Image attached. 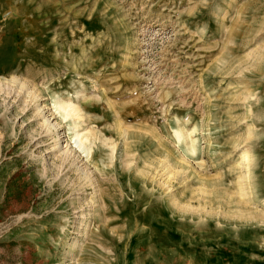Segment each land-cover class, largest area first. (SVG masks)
<instances>
[{"label": "rangeland", "instance_id": "374dc122", "mask_svg": "<svg viewBox=\"0 0 264 264\" xmlns=\"http://www.w3.org/2000/svg\"><path fill=\"white\" fill-rule=\"evenodd\" d=\"M0 264H264V0H0Z\"/></svg>", "mask_w": 264, "mask_h": 264}, {"label": "bare ground", "instance_id": "6f19581e", "mask_svg": "<svg viewBox=\"0 0 264 264\" xmlns=\"http://www.w3.org/2000/svg\"><path fill=\"white\" fill-rule=\"evenodd\" d=\"M58 109H59V111L61 112V111H65V112H67V108H66V106L65 105H62V104H60V105H58V107H57ZM48 121H50V120H48ZM47 121V122H48ZM49 125V128H50V131H52V133L53 134H55V136L56 137H58L59 138V140L61 141V135H60V128H59V124H56V123H51V124H48ZM180 133H181V131H180ZM184 134V133H183ZM182 135V134H181ZM183 136V135H182ZM75 139V141H74V144L76 145L74 148H75V150H83V152L84 153H86L87 154V157H90V159H92L93 158V153L91 152V150L89 151L88 149H85L84 150V144H83V142H82V138L80 137V136H77L76 138H74ZM189 146V145H188ZM64 150H66L65 151V153H67V157H68V159L73 155V153L75 152L74 150H72V147L71 148H68V146L66 147V148H64ZM192 151H194V148L193 149H191ZM67 159V160H68ZM69 161V160H68ZM97 180V179H96Z\"/></svg>", "mask_w": 264, "mask_h": 264}]
</instances>
